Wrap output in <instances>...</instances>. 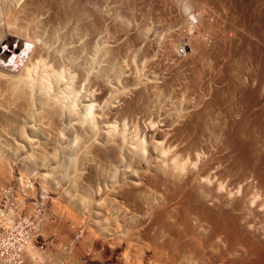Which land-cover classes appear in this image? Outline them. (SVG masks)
Wrapping results in <instances>:
<instances>
[{"label":"bare ground","instance_id":"bare-ground-1","mask_svg":"<svg viewBox=\"0 0 264 264\" xmlns=\"http://www.w3.org/2000/svg\"><path fill=\"white\" fill-rule=\"evenodd\" d=\"M149 1L0 0V49L7 35L31 45L16 73L0 66V178L32 181L27 197L46 203L59 250L33 248V231L23 261L264 264V175L251 165L252 136L239 141L248 167L227 159L231 128L242 137L251 129L229 85L232 96L217 92L222 69L210 58L226 49L209 35L214 23L189 24L180 5L164 16L170 10ZM83 83L89 96L75 102ZM258 86L249 105L264 95ZM128 124L141 140L132 127L125 135Z\"/></svg>","mask_w":264,"mask_h":264},{"label":"rangeland","instance_id":"rangeland-1","mask_svg":"<svg viewBox=\"0 0 264 264\" xmlns=\"http://www.w3.org/2000/svg\"><path fill=\"white\" fill-rule=\"evenodd\" d=\"M136 1V0H135ZM149 1V0H148ZM160 0H150L149 2H153V3H158V4H162L161 6L163 7L162 8V10H160L161 12H163V10H165V12H168V10H170L168 13H165L166 15H164V16H170V15H172V12H176V11H174L173 10V8H175V7H178L179 5V7H180V9H182V3H183V0H161L160 2H159ZM175 1V2H174ZM177 1V2H176ZM180 1H182V2H180ZM203 1V2H202ZM264 0H190V2H191V5H192V13L190 14V15H187V17H188V20L190 21V23L189 24H191V25H194L197 21H201V22H203V20H206L207 22L209 21V23L210 22H212V23H210V25L212 24L213 25V23L215 24V28L213 29V30H215V32L213 31V30H211V32L209 33V35L211 36L212 34L215 36H213L214 38H219V39H216V40H219V41H216L213 37H212V40L214 39L216 42H218L217 43V45H216V47L217 46H219L218 44H220V47L221 48H223V52L225 51V49H226V51L224 52V53H226V54H224L223 56H221L220 58H217V60L216 59H212V58H210L209 60H210V62L212 63H215V64H217V62L219 61V63H220V65L218 64V65H216V66H218L217 67V69H219V68H221V69H219V70H221V74L220 73H218V75H217V77L219 76V74H220V76L222 75L223 76V73H225V71L223 70V69H226V67H227V65H228V67L227 68H229L230 70H233V71H230V73L228 72V69L226 70V77L224 76V77H222L221 76V78H217L218 80H217V82H216V84H217V92L219 93V94H222L221 92H219V90L220 91H223L224 93L225 92H227V93H225L226 95H228V93L231 91L232 93H233V96H232V94L231 93H229V95L230 96H232V98L234 99V101H235V103H236V105L239 107H237L236 105H235V107H237L238 109H241L242 111H243V109L241 108V107H243L244 108V110H246L247 109V107L249 108L248 109V112H249V114H248V116L246 115L248 112H246V113H244V111L242 112V114H244V115H246V117H245V119H244V117H242V118H239V116H237L238 117V119H237V117H236V121H239L240 119H241V121H243V122H245L244 120H246V123H243V126L244 127H246V126H248V127H246V128H249L248 130H250L249 131V133L248 134H244V136L242 137V135L239 133V131H237L236 129H234V127L233 128H231V131H232V133H230V134H232L233 135V137H234V141H235V143L234 144H236L234 147L233 146H231V149H230V152H232V153H230L229 152V154L227 155V159L228 158H230V162H232V163H236V161H237V164L240 162L241 163V167H242V165H245V166H243L242 168H244V167H248V165H246L245 163H243V156H242V154H241V152H240V148H241V146L243 145V144H245L246 142H244V138H247L248 137V135H250V137H251V139L253 140L252 142L253 143H251L252 144V149H250V151H252V153H253V155H251V161H253V163L251 164L253 167H255L254 169H256V165H257V167H258V169H260V171H261V173H263L262 175H264V147H263V145H264V132L263 131H261L260 129V126L262 125V126H264L263 124H264V95L263 96H261V98L263 99H261L260 98V101L259 102H262V103H259V102H257L256 103V105L255 104H253V106L252 105H249V103L247 102L248 100H245L246 98L248 99L249 98V96L251 97V96H253V94L255 93V85L256 86H258L259 84V86L258 87H256L257 89H256V91L258 90V94L260 93V91H261V89H263V83H264V74H263V78L261 77L262 76V74H259V73H261L262 72V68L264 69V2H263ZM148 2V3H149ZM178 2H179V4H178ZM174 3H176V4H174ZM194 3H195V5H197L198 3V5L200 6L199 8L200 9H198L197 7H198V5L197 6H195L194 5ZM197 3V4H196ZM202 3V4H201ZM172 6H171V5ZM178 4V5H177ZM201 4V5H200ZM221 4V5H220ZM173 6H175V7H173ZM170 7H172V9L170 8ZM194 7V8H193ZM196 7V8H195ZM202 7V8H201ZM171 10H172V12H171ZM214 10V11H213ZM215 10H216V12H215ZM224 11V12H223ZM171 12V13H170ZM199 12H200V14L202 13V14H207V15H209V16H207V15H205L206 17H207V19H206V17L204 18L203 17V19L202 20H200V14H199ZM164 13V12H163ZM170 13V14H169ZM222 13V14H221ZM228 13V14H227ZM169 14V15H168ZM226 14V15H225ZM198 15V16H197ZM261 15V16H260ZM195 16V17H194ZM224 16H226V17H224ZM216 17H218V18H216ZM222 17H224V18H222ZM196 18L198 19L197 21H196ZM221 19V21L220 20H216V19ZM209 19V20H208ZM225 22H224V21ZM220 21V22H219ZM207 22H205V23H207ZM216 23L218 24L219 23V26L217 25L216 26ZM208 24V23H207ZM220 24H221V26H220ZM223 24V25H222ZM191 25H188L189 27L191 26ZM217 27H219V28H217ZM211 28H212V26H211ZM217 28V29H216ZM219 29V30H218ZM235 29V30H234ZM184 30V29H183ZM182 30V32L184 33V31ZM212 31H213V33H212ZM231 31V32H230ZM215 33V34H214ZM223 33V34H222ZM201 34V33H200ZM205 34V35H204ZM228 34V35H227ZM201 35H203V36H201L203 39H205L206 38V36H207V33L206 32H202V34ZM217 36V37H216ZM222 36V37H221ZM224 36V37H223ZM239 36V37H238ZM241 36V37H240ZM6 38H4V40H3V42L5 43H8L9 45H4V49H3V47L0 49V66L2 67V68H4V69H6V70H10V72H14V73H16L20 68H21V66H22V63H23V61H24V58H25V56H26V52L25 51H28L29 49H30V44H28V43H26V42H24V41H22L21 39H18V38H15V37H13V36H9V35H7V36H5ZM222 38V39H221ZM230 38V39H229ZM242 38V39H241ZM262 38V39H261ZM251 39V40H250ZM211 40V39H210ZM223 40V41H222ZM225 40V41H224ZM247 40V41H246ZM8 41V42H7ZM209 42V41H208ZM210 42H212V41H210ZM224 42V43H223ZM226 42V43H225ZM22 44V45H21ZM226 44V45H225ZM250 44V45H249ZM219 47V48H220ZM245 47V48H244ZM213 48H215V46L213 47ZM21 49L24 51V52H21ZM184 48L183 47H180V46H178V52H180V53H183L184 52V50H183ZM216 49H218V47L216 48ZM252 52V53H251ZM230 53V54H229ZM233 55H232V54ZM19 55V56H18ZM235 55V56H234ZM228 56V57H227ZM223 58L225 59L224 61H223ZM219 59H221V60H219ZM241 59V60H240ZM249 59V60H248ZM213 60V61H212ZM216 60V61H215ZM223 62V63H222ZM224 62H225V65H226V67L224 68ZM236 62V63H235ZM246 62V63H245ZM228 63V64H227ZM231 65H230V64ZM254 63V64H253ZM222 64L224 65V66H222ZM236 64V65H235ZM247 65V66H243V65ZM240 65V66H239ZM220 66V67H219ZM231 66V67H230ZM242 66V67H241ZM258 66V67H257ZM11 67V68H10ZM243 67H244V69H246V70H244L243 69ZM249 67H250V70H248L249 69ZM257 67V68H256ZM237 68V69H236ZM241 68V73H240V69ZM258 69H260V70H258ZM17 70V71H16ZM252 70V71H251ZM235 71H236V73H235ZM247 71H250V72H247ZM257 71V72H256ZM220 72V71H219ZM237 72H239V73H237ZM247 72V73H246ZM254 72V73H253ZM243 73V74H242ZM251 73V74H250ZM256 73V74H255ZM260 75V76H258V74ZM262 73H264V71L262 72ZM238 74H241V75H238ZM245 74V75H244ZM248 74V75H247ZM255 74V75H254ZM234 75V76H233ZM243 75V76H242ZM249 75H251V76H254L256 79H255V81H254V77H251V78H253V81L252 82H250L251 81V78L249 77ZM232 76V77H231ZM236 76V77H235ZM238 76V77H237ZM241 76V79L239 78ZM246 76V78H244ZM247 76H248V78L250 79V80H248V78H247ZM243 77V78H242ZM259 77V81L261 82H257L258 80H257V78ZM261 77V78H260ZM226 78H228V79H226L227 81L230 79V81H228V84H227V81L225 80ZM64 79H66V78H64ZM221 79V80H220ZM224 79V80H223ZM232 79H235V80H232ZM247 79V80H246ZM223 80V81H222ZM238 80V81H237ZM239 80H242L241 82H243V83H238V82H240ZM243 80H245V81H247V84H248V86H247V84H246V86L248 87V90L246 91V89H247V87L244 85V83H246V82H244ZM262 80V81H261ZM220 81H222V82H220ZM224 81H226V82H224ZM231 81H237V83L236 82H231ZM249 81V82H248ZM257 82V83H256ZM226 83V84H225ZM231 83H236V84H231ZM253 83H255V84H253ZM219 84V85H218ZM238 84L239 85H241L242 87H238ZM223 85H224V87H223ZM226 85H229V89H231L230 91H229V89L227 88L228 86H226ZM243 85H244V87H243ZM252 85H253V89H252ZM82 86V87H81ZM234 87L233 89H236L235 90V92L236 93H238L237 95L236 94H234L235 92H234V90L232 91V88L231 87ZM261 86H263L262 88H261ZM80 87V88H79ZM78 87V89L77 90H80V91H78L77 93H76V95L78 96V98H77V96H74L73 97V99L75 98H77L76 100H75V102H78V99H80V96H83V95H86V99L88 98L87 96H89V90L85 87V84L83 83L82 85H80ZM219 87H221V88H219ZM227 88V90L228 91H226V88ZM223 88V89H222ZM259 88V89H258ZM87 89V90H86ZM225 89V90H224ZM237 89L239 90V91H237ZM241 89V90H240ZM245 89V90H244ZM251 89V90H250ZM76 90V91H77ZM86 90V91H85ZM254 90V91H253ZM251 93H250V92ZM82 92H83V94H82ZM86 92V93H85ZM240 92L242 93V92H244L245 94H243V96H241V97H246V98H241L240 97ZM85 93V94H84ZM223 93V94H224ZM247 93V94H246ZM253 93V94H252ZM224 94V95H225ZM248 94H249V96H248ZM223 95V96H224ZM225 95V96H226ZM236 95V96H235ZM239 95V97H240V99H238L237 100V96ZM246 95V96H245ZM255 95H257V93H255L254 94V96L253 97H255ZM248 96V97H247ZM238 97V98H239ZM82 98V97H81ZM71 100V98L69 97L68 98V100ZM238 101H236V100ZM245 100V101H244ZM262 100V101H261ZM71 102V101H70ZM245 103V104H247V105H243V104H240V103ZM259 103V105H257ZM239 105H241V106H239ZM262 105V106H261ZM252 106V108H250ZM259 106H261L260 108H259ZM257 107H258V109H257ZM249 110H251V111H249ZM261 115V116H260ZM240 116H242V115H240ZM254 116V117H253ZM248 117V118H247ZM244 119V120H243ZM263 120V121H262ZM250 121V122H249ZM248 122H249V124H248ZM259 122H260V124H259ZM262 122V123H261ZM249 125H250V127H249ZM259 126V127H258ZM129 127V128H128ZM131 125H127V126H125V127H123L122 128V130H123V132H124V129L126 128V130H125V132H126V134L125 135H127V134H130L131 132H132V134H133V138L134 137H136L135 139H137V137L139 138V140H141L140 139V134H137V132H140L139 130H137V129H134L135 127H132ZM129 129V131L131 130V132H129V131H127L128 129ZM131 128V129H130ZM137 128H139V127H137ZM140 129V128H139ZM234 129V130H233ZM259 129V130H258ZM134 130V131H133ZM135 130H137L136 132H135ZM234 131L236 132V135H234ZM127 132H129V133H127ZM134 132H135V134L136 135H134ZM258 132V133H257ZM241 135V136H239V134ZM260 134V135H259ZM130 136H131V134H130ZM239 136V137H238ZM255 136V137H254ZM132 137V136H131ZM241 138H243V139H241ZM249 138V137H248ZM255 138V139H254ZM259 138V139H258ZM239 139V140H238ZM261 139V140H260ZM138 140V139H137ZM247 140V139H246ZM263 140V141H262ZM240 141V142H244L243 144H240V142L238 143V142ZM261 142V143H260ZM263 143V144H262ZM240 146H239V145ZM254 145V146H253ZM260 147H259V146ZM238 146V147H237ZM232 147H233V151H232ZM255 147H257V148H255ZM261 149V150H260ZM240 154V155H239ZM237 155V156H236ZM256 155H257V157H256ZM229 156V157H228ZM231 158H232V160H231ZM238 158V159H237ZM257 159V160H256ZM233 160H234V162H233ZM259 160V161H258ZM263 162V163H262ZM231 163V164H232ZM8 165V164H7ZM10 166H11V164H9ZM240 166V165H239ZM261 166V167H260ZM238 167V166H237ZM263 168V169H262ZM249 169H250V167H249ZM11 178V179H10ZM9 179H6V181H5V179L3 180V178L1 179L0 178V187L1 188H5V193H7L8 192V194H13L12 196H11V202L13 203H15V205H14V203H13V205H12V213H14V212H16V213H14L17 217H19L20 219H21V221L19 222V224L20 225H17L16 226V235H22V234H25V233H28L29 235H31V233H33V231H34V236H33V248H35V249H38L39 251L41 250L42 252H45V253H47V252H51V254L53 253V252H55L56 251V249L58 248V247H56L55 246V244L54 243H50V239H51V235L49 234V232L46 230V226H44L45 225V219H44V216H45V211H47V205H46V203L44 202V201H42L41 200V198H39V194L37 193L36 194V196H34V197H27V195H29V193L31 192V190L29 191L28 189L29 188H31V186L32 185H30L31 183H32V181L29 179V178H26L25 179V181H24V179L21 181V180H19V179H17V180H14L13 178H12V176L10 177ZM28 179V180H27ZM10 180V181H9ZM27 181V182H26ZM30 183V184H29ZM11 184V185H10ZM255 186V185H254ZM253 186V188L255 189V190H259V188L260 187H258V186H255L254 187ZM258 187V188H257ZM11 188V189H10ZM251 188L252 187H250V190H251ZM252 188V189H253ZM20 189V190H19ZM19 190V191H18ZM22 190H23V192H25L24 194H23V192H22ZM257 190V191H258ZM7 191V192H6ZM16 191V193H14ZM28 191H29V193H28ZM251 191H254V190H251ZM257 191H255L256 193H257ZM18 192V193H17ZM3 193V190H1L0 191V200H1V202H2V199L4 198V195L2 194ZM28 193V194H27ZM15 194V195H14ZM19 195V196H18ZM14 196H15V198H14ZM30 196H31V194H30ZM260 196H262V197H260ZM259 197V199H261V198H264L263 196H264V194L263 195H260ZM18 197V198H17ZM38 197V198H37ZM19 198H20V202H18V200H19ZM33 200H32V199ZM22 199V200H21ZM24 199V200H23ZM14 200H16L17 202H18V205L19 206H16V201H14ZM263 201H264V199H262ZM261 200V201H262ZM21 201H23V203L21 202ZM32 202V203H31ZM37 202H39V203H37ZM45 203V204H42V203ZM31 203V204H30ZM36 203H37V205H36ZM262 204V203H261ZM45 205V206H44ZM262 206L264 207V202H263V204H262ZM16 207H18V209L16 208ZM45 207V208H44ZM32 208V209H31ZM16 210V211H15ZM32 210V211H31ZM35 210V211H34ZM30 211V212H29ZM26 212V213H25ZM28 212V213H27ZM27 214V215H26ZM33 215H35V216H33ZM30 216V217H29ZM43 216V217H42ZM27 217V218H26ZM38 217V218H37ZM28 219V220H27ZM44 221H43V220ZM38 221H41V227H40V225H39V223H38ZM42 221H43V223H42ZM27 223V224H26ZM37 225H39L38 227H37ZM30 227V228H29ZM39 227H40V229L41 230H39ZM43 229V230H42ZM36 230V231H35ZM47 232H46V231ZM23 231V232H22ZM29 231V232H28ZM32 231V232H31ZM39 231V232H38ZM25 232V233H24ZM45 232H46V234H45ZM45 235H44V234ZM28 235V236H29ZM46 235H48V236H46ZM54 244V245H53ZM57 252H59V250L57 249ZM56 252V253H57ZM55 254V253H54ZM53 254V255H54ZM58 254V253H57ZM57 254H55L54 255V257L57 255ZM60 254V253H59ZM57 255V256H60V255ZM54 260H55V262H49V261H46V259L44 260H42L40 263L41 264H64V262L62 263L61 261H63L61 258H59V262H58V259L55 257V258H53ZM61 259V260H60ZM57 260V261H56ZM24 261H25V263H23V264H32L33 262H31V260H29V258H27V256H25V254H24ZM23 261V262H24ZM27 261V262H26Z\"/></svg>","mask_w":264,"mask_h":264},{"label":"built area","instance_id":"built-area-1","mask_svg":"<svg viewBox=\"0 0 264 264\" xmlns=\"http://www.w3.org/2000/svg\"><path fill=\"white\" fill-rule=\"evenodd\" d=\"M2 190L4 198L2 202L0 200V264H22L23 247L29 234L16 235V226L21 219L12 213V194L5 193V188Z\"/></svg>","mask_w":264,"mask_h":264},{"label":"clouds","instance_id":"clouds-1","mask_svg":"<svg viewBox=\"0 0 264 264\" xmlns=\"http://www.w3.org/2000/svg\"><path fill=\"white\" fill-rule=\"evenodd\" d=\"M182 11L185 15H190L192 12V5L190 0H183Z\"/></svg>","mask_w":264,"mask_h":264}]
</instances>
